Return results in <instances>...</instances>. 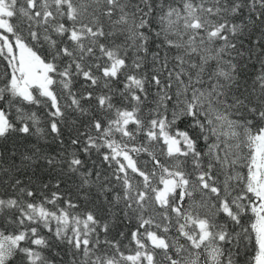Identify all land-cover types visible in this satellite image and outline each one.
<instances>
[{
	"label": "snow or ice",
	"instance_id": "6c2138e0",
	"mask_svg": "<svg viewBox=\"0 0 264 264\" xmlns=\"http://www.w3.org/2000/svg\"><path fill=\"white\" fill-rule=\"evenodd\" d=\"M0 264H264V0H0Z\"/></svg>",
	"mask_w": 264,
	"mask_h": 264
}]
</instances>
